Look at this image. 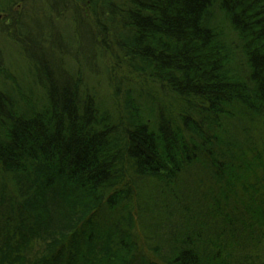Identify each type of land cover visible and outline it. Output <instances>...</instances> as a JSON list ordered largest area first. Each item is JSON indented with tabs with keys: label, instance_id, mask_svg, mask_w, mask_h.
<instances>
[{
	"label": "trees",
	"instance_id": "trees-1",
	"mask_svg": "<svg viewBox=\"0 0 264 264\" xmlns=\"http://www.w3.org/2000/svg\"><path fill=\"white\" fill-rule=\"evenodd\" d=\"M0 264H264V0H0Z\"/></svg>",
	"mask_w": 264,
	"mask_h": 264
},
{
	"label": "rangeland",
	"instance_id": "rangeland-1",
	"mask_svg": "<svg viewBox=\"0 0 264 264\" xmlns=\"http://www.w3.org/2000/svg\"><path fill=\"white\" fill-rule=\"evenodd\" d=\"M58 18H56V17H50V19L53 21V22H58L59 24H60V26H62V21L61 20H59V18H60V16H57ZM61 22V23H60ZM58 23H56L57 25H58ZM52 25L54 26V23H52ZM238 125H240V123L238 124V123H236L235 125H234V127L236 128V129H238Z\"/></svg>",
	"mask_w": 264,
	"mask_h": 264
}]
</instances>
